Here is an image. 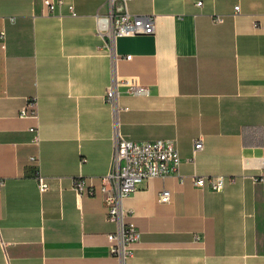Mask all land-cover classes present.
Returning a JSON list of instances; mask_svg holds the SVG:
<instances>
[{"label":"crops","instance_id":"crops-1","mask_svg":"<svg viewBox=\"0 0 264 264\" xmlns=\"http://www.w3.org/2000/svg\"><path fill=\"white\" fill-rule=\"evenodd\" d=\"M63 1L48 13L45 0H0V264H120L98 191L117 131L174 141L182 159L179 175L124 201L139 233L126 264H264V181L244 168L264 158V0H127L117 13L155 16V33L111 49L97 32L108 0ZM115 75L150 95L120 86L117 110L106 98ZM33 98L39 146L36 120L20 117ZM220 176L221 191L193 181ZM78 179L97 194L78 197Z\"/></svg>","mask_w":264,"mask_h":264},{"label":"built area","instance_id":"built-area-1","mask_svg":"<svg viewBox=\"0 0 264 264\" xmlns=\"http://www.w3.org/2000/svg\"><path fill=\"white\" fill-rule=\"evenodd\" d=\"M110 11L105 15H99L97 19V32L111 49L114 41L119 37H135L141 35H153L156 27V17L137 16L127 11L117 13L118 7H126L127 0H108ZM48 13H54L56 8L65 5L63 0H45ZM201 5V3H199ZM73 16H76L73 6H68ZM239 12L240 7L235 9ZM131 59V57H127ZM125 86L129 95L149 96L150 91L135 79L120 80L116 75L109 87L107 102L117 110L120 96L119 87ZM21 118L34 119L37 124L30 129L33 134V143L39 146L41 132L39 126L40 114L37 98L30 99L20 113ZM204 145L202 140L196 142L195 152L201 151ZM37 157H31V162L37 166ZM182 159L174 141L157 140L144 143H136L123 137L118 131L115 136V149L112 166L107 175L101 179V187L98 190L103 196L108 220L117 227L115 233L108 236L112 253L118 258L120 264H126L133 255L135 243L139 240V233L135 225L127 222L129 213L124 209V201L128 199L138 186L149 179H166L173 175H179ZM245 169H256L259 174L254 175L255 183L264 181V158L255 161L254 166L245 162ZM39 174V173H38ZM194 184L198 187H208L213 191H221L225 188V177H194ZM39 189L41 193L49 190V185L44 177L38 175ZM5 186V180L0 179V191ZM74 190L78 197L86 195L94 196L96 190L87 187L85 181H74ZM171 201V193L164 190L159 202L167 204ZM197 240H200L197 237Z\"/></svg>","mask_w":264,"mask_h":264}]
</instances>
